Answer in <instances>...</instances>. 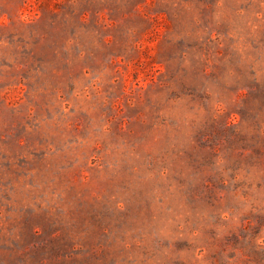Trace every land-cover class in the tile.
<instances>
[{
    "label": "rangeland",
    "instance_id": "obj_1",
    "mask_svg": "<svg viewBox=\"0 0 264 264\" xmlns=\"http://www.w3.org/2000/svg\"><path fill=\"white\" fill-rule=\"evenodd\" d=\"M0 264H264V0H0Z\"/></svg>",
    "mask_w": 264,
    "mask_h": 264
}]
</instances>
